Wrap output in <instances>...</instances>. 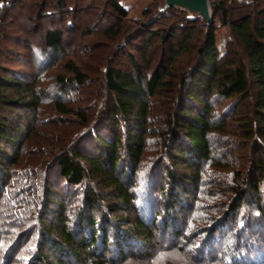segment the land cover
<instances>
[{
  "label": "rangeland",
  "instance_id": "rangeland-1",
  "mask_svg": "<svg viewBox=\"0 0 264 264\" xmlns=\"http://www.w3.org/2000/svg\"><path fill=\"white\" fill-rule=\"evenodd\" d=\"M208 1L213 20L210 24L216 26L220 53L244 57L230 25L222 24L224 16L218 11V5L226 2L231 20L244 14L257 18L264 11V0ZM111 2L0 0V76L9 75L31 84L34 96L39 99L34 108L0 101V118L23 128L22 147L17 143L21 158L6 180L5 177L0 179V264H31V260H37V251L41 249L40 230L48 227L52 220L44 217L47 185L54 191L51 199L62 202L70 229L77 230L78 222L90 213L100 221L102 215L108 214L112 221L117 218L115 224L119 230L133 231L131 224L120 225V218H128V211L109 214L108 205L114 200V190L103 191L96 178L77 186L68 184L60 174L58 159L55 160L56 156L70 150L95 156L101 147L94 138L95 133L108 140H114L120 133L121 142L125 143L134 115L131 113L129 121L122 117L118 121L108 118L114 94L107 87L105 71L111 67L123 73L134 72L132 62L138 64L143 81L162 65L168 66L177 78L175 90L146 99L150 112L140 163L134 165L121 153L126 167L122 179L134 195L136 207H140L145 218L153 217L152 206L161 212L159 216L155 213L157 222L152 227L159 237L160 244H157L175 245L176 249L146 257L144 248L132 242L134 257L119 260L110 247L105 255L106 264H240V261L245 264L244 259L256 254L263 259L258 255V263L253 264H264V175L258 194L248 185L252 175L258 177L264 169L261 167L264 166V140L257 135L248 137L243 131L246 122L254 119L251 101L240 104L238 98L217 94L211 99V118L216 128L208 134L210 158L196 161L197 181L185 163L174 168L170 160L176 144L175 133L171 132L176 129L170 127L168 121L176 119L178 104L183 99L179 85L184 81V74L198 62L196 53L210 24L199 13L165 7L166 0H118L127 10L126 17H121ZM51 30L62 33V53L54 54L46 46V33ZM166 32L176 33L177 37L162 39ZM149 34L150 40L146 41ZM172 45L179 50V55L169 65ZM73 65L86 74L83 85L73 81ZM60 78L72 80L64 82ZM16 88L6 95L16 96ZM56 102L84 117L59 112ZM236 111L238 116L233 115ZM176 134L178 136V131ZM179 137L181 146L190 152L192 147L185 137ZM172 171L175 177H171ZM181 174L191 175L192 180L181 182ZM88 187L106 198L103 208L85 210L83 198ZM237 189L247 195L234 211L239 200ZM150 192L155 196L152 197L155 203L149 201ZM173 196H178L179 207L165 211L164 199ZM110 224L109 235L113 237L116 225ZM216 228V235L209 240L212 229ZM262 229V233L253 236ZM176 231L180 232L178 236L174 234ZM250 237L259 242L246 247ZM49 247L45 245L44 250L48 261L58 264ZM182 250L189 254V250H197L194 252L197 256L189 258Z\"/></svg>",
  "mask_w": 264,
  "mask_h": 264
},
{
  "label": "trees",
  "instance_id": "trees-1",
  "mask_svg": "<svg viewBox=\"0 0 264 264\" xmlns=\"http://www.w3.org/2000/svg\"><path fill=\"white\" fill-rule=\"evenodd\" d=\"M111 5L121 17L127 16V10L118 0H112ZM219 10L224 16L222 24L230 25L231 32L242 48V56L244 57H240L238 54L230 55V52L221 54L217 45L216 26L213 23L210 24V28L196 53L198 62L190 71L184 74V81H182L181 86L179 85L180 95L183 99L178 104L176 119L168 121L169 126L176 129L174 132L172 128L173 131L171 132L175 133L174 138L176 139V144L170 154L171 163L174 168L185 163L188 172L194 174L195 181L199 177L196 161L208 160L211 154L208 134L216 128L215 122L211 118L213 108L211 99L215 94L229 99L238 98L240 104L251 101L250 109H252L254 119H249L246 122V128L243 131L248 137L257 135L264 140V11H261L257 18L254 15L244 14L231 20L229 17L231 11L226 2L218 5ZM150 37L151 34L147 36L146 41H149ZM176 37V33L168 32L161 36L165 40ZM45 41L47 48L54 54L62 53V33L60 30L48 31ZM178 55L179 50H176V46L172 45L168 55L170 59L168 64H173ZM132 64L135 66L134 72L123 73L111 67H107L105 71L107 87L114 94L108 118L110 121H118L122 117L123 120L129 121L130 116L134 115V118H132L134 120L133 124L126 132L125 143L121 142L123 136L120 133L116 134L114 140H108L103 135L95 133L94 138L101 146L95 156L70 150L56 156L55 160L58 159L60 174L65 177L68 184L77 186L86 182L89 178H96L99 180L103 191L107 189L114 190L115 195L112 198L114 200H111L108 205L109 214L117 215L116 213L119 211H128V218L122 216L120 225H123V223L126 225L127 223L131 224L133 231L119 230L120 227L115 224L117 218L112 221L108 214L102 215V221H100L90 213L78 222L81 228L78 226L77 230L70 229L66 222L62 202L51 199V194L54 191L51 190V185H47L44 195V202H46L44 204L46 210L44 217L52 218V220H50L48 227H42L40 230L41 249L37 251V260H31V264H51L48 261V255L44 252L47 244L50 246L48 250L54 256V259L58 261V264H106L107 258L105 255L109 252L110 247H113V251L116 252V257L119 260L126 259L128 256L134 257L132 242L144 248L146 254L143 256L146 257L173 252L176 249L175 245L157 244L159 243V237L157 238V234L155 230H152V227L157 222L155 213L159 216L161 212L158 208L152 206L151 212L154 213V215L152 214L154 218L150 215L145 218L140 207L139 209L136 207L135 197L122 179L126 167L122 162L121 153H125V156L134 165L140 163L145 150L144 141L145 135L148 133L147 126L150 112L146 99L163 91L175 90L174 80L177 78L168 66L162 65L154 69L150 77L145 76L143 81L138 64L135 62H132ZM71 71L74 73L73 81L83 85L87 79L86 74L81 73L75 65L71 66ZM60 80L68 82L72 79L60 78ZM14 87H17L16 96L6 95ZM30 95L32 98L28 99L27 96ZM34 95L31 84L23 83L9 75L0 76L1 102L16 104L17 107L34 108L39 100ZM56 107L59 112L84 117L83 114L64 107L61 102H56ZM238 114L236 111L233 115L238 116ZM22 132L21 125H13L9 120L0 118V179L5 177L6 180L11 169L18 164L21 158L17 143L19 148L22 147L20 144ZM180 135L185 137L192 147L190 152L187 153V150L179 143ZM261 167L264 168V166ZM170 175L175 177L173 171L170 172ZM263 175L264 169L260 170L258 177L252 175V178L248 181V185L254 190L255 194L261 192L260 182ZM180 176L181 182L192 180L191 175L181 174ZM237 193L239 200L234 205V211L242 205L247 195V192L244 193L239 189H237ZM148 195L151 197L149 201L155 203L152 198L155 196L151 192ZM104 199L106 198L99 195L95 189L88 187L84 192L83 206L88 212L103 208ZM163 203L165 211H168L169 207H179L180 205L178 196L165 198ZM48 205L53 207L50 208ZM260 209L262 208L260 207ZM110 223L116 225L114 227L116 234L113 237L109 235ZM166 229L167 226L164 225L163 230L166 231ZM217 230L218 228L212 229L209 240L212 239V235ZM262 232L263 229L258 230L253 236ZM174 234L178 236L180 232L176 231ZM252 237H250V243L246 247H249V244L259 242V240ZM178 250L180 249L178 248ZM182 251L189 258L193 255L194 257L197 256L194 254L197 250H189L190 254L189 252L186 253V250ZM208 255L210 254L208 253ZM258 255H252V258L249 257L243 261L245 264L258 263ZM261 259L263 258L261 257ZM240 264L243 263L240 261Z\"/></svg>",
  "mask_w": 264,
  "mask_h": 264
},
{
  "label": "water",
  "instance_id": "water-1",
  "mask_svg": "<svg viewBox=\"0 0 264 264\" xmlns=\"http://www.w3.org/2000/svg\"><path fill=\"white\" fill-rule=\"evenodd\" d=\"M165 7H179L188 10L190 13H199L208 24L213 21L208 0H166Z\"/></svg>",
  "mask_w": 264,
  "mask_h": 264
}]
</instances>
